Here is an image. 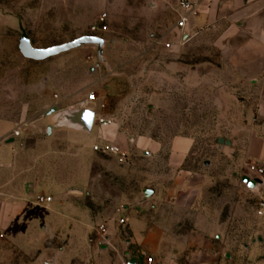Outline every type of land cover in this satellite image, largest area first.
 Segmentation results:
<instances>
[{"label": "rangeland", "instance_id": "1", "mask_svg": "<svg viewBox=\"0 0 264 264\" xmlns=\"http://www.w3.org/2000/svg\"><path fill=\"white\" fill-rule=\"evenodd\" d=\"M104 7L97 0H0V140L20 130L24 168L36 166L35 139L47 138L61 111L78 109L89 94L96 97L87 107L95 111L91 132L59 127L44 147L55 148L56 175L68 190L76 189L61 193L74 211L54 214L52 205L39 204L28 192L27 208L11 224L0 214V264H120L131 240L118 224L125 209L145 217L156 199L146 198L144 190L161 193L178 184L201 188L193 212H202L203 219L155 226L157 234L195 232L224 255L262 246L264 216H258L257 203L264 185L251 190L242 182L254 163L243 153L247 127L257 124V115L253 118L251 99L239 93L221 64L220 52L209 42L198 51L186 52L182 43L179 51H168L165 44L175 38L162 27L135 25L134 17L122 12L108 11L102 22L96 16ZM85 35L106 40L102 59L91 46L41 62L24 58L19 49L22 37L47 48ZM169 61L181 71L166 81ZM195 67L203 77V95L195 91L194 79L184 78V69L191 73ZM55 106L58 112L46 116ZM100 118L110 125H99ZM182 137L193 146L176 167L170 157ZM96 145L117 147L120 154L97 152ZM259 164L264 167V161ZM4 195L0 204L6 203ZM79 209L90 215V227L82 224ZM100 225L108 232L98 234Z\"/></svg>", "mask_w": 264, "mask_h": 264}, {"label": "crops", "instance_id": "2", "mask_svg": "<svg viewBox=\"0 0 264 264\" xmlns=\"http://www.w3.org/2000/svg\"><path fill=\"white\" fill-rule=\"evenodd\" d=\"M97 1L105 5L96 16L100 19L103 15L107 17L108 11L122 12L123 16L134 17L135 25L148 26L153 30L162 27L163 31L175 38L169 42L175 43L171 51H179L181 43L185 44L186 52L203 49L207 42L211 47L218 49L221 64L228 67L239 93L251 99L254 105L253 110L251 109L253 118L257 115V124L247 127L249 134L245 140L243 155L257 163L264 161V136L261 134L264 133V0H196L198 7L194 13L189 14L188 23L182 29L176 25L179 17L185 14L179 5L181 0ZM175 71H181V68L171 61L166 63L164 80H174L171 74ZM184 71V78L194 79L199 87L195 91L203 95V77L200 69L195 67L191 73L189 68ZM175 74H180L178 78L181 79L182 73ZM77 108L80 109L78 106ZM93 112L95 117V111ZM57 125L58 116L56 126H48L47 138L35 139L32 152L38 157L37 164H31L27 169L23 166L19 152L22 134L7 138V142L0 140V171L3 175L0 193L6 194L4 197L7 198L6 203L0 204V209L4 210L0 214L5 223L11 224L14 218L27 208L24 199L28 192L30 196H52L53 202L50 205L54 214H60L63 209L74 211L73 207L70 208L71 203L61 200V193L67 192L68 183L60 181L55 173L56 169L53 168L55 148L52 147L50 152L44 149L53 142L54 137L49 136L59 128ZM1 135L0 131V138ZM192 146L193 142L189 138L176 139L170 162L176 167L184 164L190 156ZM78 191L83 193L82 190ZM68 192L74 193L76 189H69ZM201 193L199 187L178 184L161 193L153 191L152 199L156 200L150 206L152 210L147 212L145 217H138L130 209H125L128 221L125 230L131 240L127 241L130 250L121 256L120 264H131L134 258L137 259L136 264H149L148 257L153 258L152 264H264V242L262 246H253L243 252L224 255L221 250L213 248L208 238L195 232L181 237L172 232L160 233L161 235L156 233L155 230L161 231L155 226L197 223V219H203L202 212H193L200 202ZM78 213L82 215V224L90 227V215L82 209H79ZM109 240L112 244L116 238L111 237ZM261 241L262 238H259V242ZM145 251L149 255L145 256Z\"/></svg>", "mask_w": 264, "mask_h": 264}, {"label": "water", "instance_id": "3", "mask_svg": "<svg viewBox=\"0 0 264 264\" xmlns=\"http://www.w3.org/2000/svg\"><path fill=\"white\" fill-rule=\"evenodd\" d=\"M84 46H91L97 49L99 58L102 59L104 53V48L106 46V40L99 36L85 35L75 38L71 41L47 47V48H37L33 45L30 39L22 37L19 40V49L24 58L36 62L45 61L51 58L59 57L70 51L79 49ZM58 112L57 107L51 108L46 116L52 115ZM94 121L93 110L87 109H70L61 111L58 115V125L59 127H68L75 130H83L90 132L92 130ZM242 182L247 185L251 190H256L258 185H264V181L259 179H252L249 176H243ZM146 198L153 195L152 190H144ZM137 259L134 258L131 264H136Z\"/></svg>", "mask_w": 264, "mask_h": 264}, {"label": "built area", "instance_id": "4", "mask_svg": "<svg viewBox=\"0 0 264 264\" xmlns=\"http://www.w3.org/2000/svg\"><path fill=\"white\" fill-rule=\"evenodd\" d=\"M180 8H182L185 11V14L181 15L177 21V27L178 28H185L187 23H188V16L189 14H192L196 11L197 7H198V2L196 0H181L180 1ZM106 19V15H103L101 18V21L104 22ZM97 28L93 27L92 30L95 31ZM103 30H107V26L103 27ZM175 43H166L165 44V48L168 51H171L174 48ZM96 97L94 94H89L87 95L86 99L81 101L78 104V107L80 109H87V107L93 103L95 101ZM98 124L101 126H108L110 125V122H108L106 119L100 118L98 120ZM21 132L20 130L16 131L15 136L18 137L20 136ZM94 150L103 154H115V155H119L120 151L117 147L114 146H99L96 145L94 147ZM250 178L252 179H259L262 180L263 175H264V167L257 163H251L248 166V174H247ZM263 181V180H262ZM260 186V184L258 185ZM37 202L39 204L42 205H50L53 202V197L52 196H48V195H39L37 196ZM257 214L258 216H264V196H260L259 201L257 203ZM127 218L125 216H122L119 220H118V224L121 227L126 226L127 224ZM96 232L98 234H102V233H106L107 232V228L105 225H100L98 226V228L96 229ZM147 261L149 264L153 263V258L152 257H148Z\"/></svg>", "mask_w": 264, "mask_h": 264}]
</instances>
